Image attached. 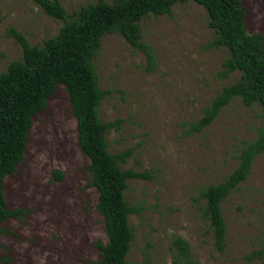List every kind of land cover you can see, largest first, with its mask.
<instances>
[{"label":"rangeland","instance_id":"obj_1","mask_svg":"<svg viewBox=\"0 0 264 264\" xmlns=\"http://www.w3.org/2000/svg\"><path fill=\"white\" fill-rule=\"evenodd\" d=\"M111 3L113 0H105ZM248 31L264 34V0H242ZM68 13L97 0H59ZM205 10L194 2L176 4L170 15L142 18L145 55L118 34L103 37L93 60L99 87L112 93L99 106L102 122H116L107 136L108 151H131L123 169L146 172L131 179L125 192L134 241L129 264H173V240L184 239L198 264H264L257 253L264 244V152L246 180L222 202L226 249L214 250L213 235L201 215L199 192L217 185L239 163L242 146L263 125L261 108L233 99L200 133L190 126L203 115L222 88L240 73L219 77L228 51L209 47L215 34ZM63 23L44 14L33 0H0V72L22 59L12 36L21 33L31 46L55 36ZM87 159L76 145L69 96L57 87L44 110L34 117L23 162L4 180L8 209L21 218L0 223V257L9 264H94L95 247L105 242L95 210L97 193L88 186ZM64 173L50 182L52 172Z\"/></svg>","mask_w":264,"mask_h":264},{"label":"trees","instance_id":"obj_2","mask_svg":"<svg viewBox=\"0 0 264 264\" xmlns=\"http://www.w3.org/2000/svg\"><path fill=\"white\" fill-rule=\"evenodd\" d=\"M47 16L63 25L58 33L40 46H31L12 29L13 38L22 48V59L12 61L0 72V223L21 218L22 211L8 209L4 180L14 175L23 162L34 117L44 110L57 87L67 91L76 126V145L87 159L88 186L97 193L95 210L103 223L106 241L94 245L99 259L94 264H129L127 256L134 241L129 217L139 210L130 206L125 192L131 179H147L146 172L123 169L130 150L116 154L108 151L106 136L116 122H102L99 106L111 95L99 87L93 60L107 34H118L134 50L142 52L150 68L155 65L152 49L142 41L140 21L152 14L170 15L176 4L194 2L208 17V27L215 34L209 47H223L228 58L219 77L239 72L233 84L222 88L190 126L198 134L207 128L235 98L245 106L258 105L263 125L257 137L240 149L239 163L217 185L199 192L201 215L208 220L216 252L226 249V223L221 204L250 173L253 160L264 152V34L249 32L248 11L242 0H97L68 13L59 0H33ZM64 173L52 172L51 183L61 181ZM173 264H198L191 261L188 243L181 237L173 240ZM264 262V244L257 252ZM0 264H9L0 257Z\"/></svg>","mask_w":264,"mask_h":264}]
</instances>
